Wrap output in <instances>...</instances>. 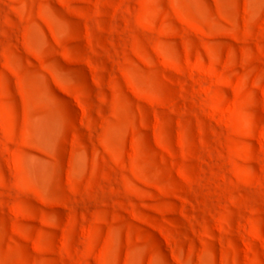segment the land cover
I'll return each mask as SVG.
<instances>
[{
    "label": "rangeland",
    "instance_id": "374dc122",
    "mask_svg": "<svg viewBox=\"0 0 264 264\" xmlns=\"http://www.w3.org/2000/svg\"><path fill=\"white\" fill-rule=\"evenodd\" d=\"M0 264H264V0H0Z\"/></svg>",
    "mask_w": 264,
    "mask_h": 264
}]
</instances>
